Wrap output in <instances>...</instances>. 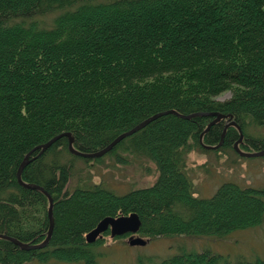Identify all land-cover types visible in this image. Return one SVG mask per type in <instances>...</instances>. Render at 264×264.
I'll list each match as a JSON object with an SVG mask.
<instances>
[{"label":"trees","instance_id":"1","mask_svg":"<svg viewBox=\"0 0 264 264\" xmlns=\"http://www.w3.org/2000/svg\"><path fill=\"white\" fill-rule=\"evenodd\" d=\"M52 13L47 24L39 18ZM225 90L231 96L216 100ZM168 109L229 114L243 132L239 147H264V138L246 132L264 125V0H0V234L39 243L49 229L48 196L16 177L26 155L21 179L42 186L53 201L48 242L25 249L0 236V264H95L93 246L102 239L88 242L85 235L104 216L135 212L137 234L149 240L223 237L262 223L264 186L223 181L210 196L194 194L187 154L209 149L201 133L202 142L218 143L225 118L204 131L214 115L167 112L98 157L70 152L66 135L39 153L62 132L76 149L98 150ZM238 136L228 125L218 151H234ZM105 156L120 164L126 156L148 160L155 181L122 193L89 174L70 185L76 162ZM136 263L264 264V258L181 250L141 255Z\"/></svg>","mask_w":264,"mask_h":264},{"label":"rangeland","instance_id":"2","mask_svg":"<svg viewBox=\"0 0 264 264\" xmlns=\"http://www.w3.org/2000/svg\"><path fill=\"white\" fill-rule=\"evenodd\" d=\"M52 15L39 18L47 24ZM230 96L231 92L225 90L215 99L224 100ZM246 132L253 137L264 138V125H249ZM126 157L128 160L124 164L116 163L112 156H105L99 162L90 161L87 165L78 161L70 185L73 186L77 180L89 174L91 182H101L106 188L122 193L131 188L149 186L155 181L157 172L153 163L132 156ZM186 160L196 196L212 195L223 181H232L242 186H264V155L250 157L241 156L229 149L218 151L217 148H195L187 154ZM106 232L99 237L102 242L93 246L95 264H137L136 259L141 255L164 258L181 250H210L228 255L231 259L237 256L264 258V219L256 226L236 229L223 237L163 235L137 245L127 242L128 234L111 237L109 230Z\"/></svg>","mask_w":264,"mask_h":264},{"label":"water","instance_id":"3","mask_svg":"<svg viewBox=\"0 0 264 264\" xmlns=\"http://www.w3.org/2000/svg\"><path fill=\"white\" fill-rule=\"evenodd\" d=\"M167 112H172V113H175V114H177L181 117H185V118H189V117L197 115V114L214 115L213 118L208 122V124L204 128V131H206L212 123L218 121L219 119L227 118L228 121L224 124V127H223L222 132H221L220 141L216 144H206V143L202 142V140H201V135H202V133H201L199 140H200V143L202 144V146L204 148H217L222 143V139H223L226 127L228 125H234V126H236V128L238 129V132H239L238 138L233 143L234 150L241 156L253 157V156L264 155V147L261 149H258V150H253V151L243 150L239 147V143L243 139V132L241 130L240 125L235 120L231 119V115L224 114L221 112H192V113H188V114H183V113H178L177 111H175L173 109L159 111V112H156V113L148 116L147 118L143 119L142 121H140L139 123H137L136 125L131 127L130 129L119 133L107 145H105L104 147H102L98 150H95V151L85 152V151H81L79 149H76L72 144L73 138L70 135V133L69 132H62L60 134L54 135L53 137H51L46 142L40 144L39 145V147H40L39 153L43 149L50 146L61 135H66L68 137V149L70 152L77 154V155L84 156V157H98V156L103 155L104 153H106L110 149H112V147L118 141H120L123 137H125V136L133 133L134 131L140 129L141 127H143L146 123H148L153 118H155L161 114L167 113ZM27 162H28V155H26L24 157V159L21 161V163L19 164L17 171H16V177H17L18 182L20 184H22L23 186L39 189L48 196V200H49V206H48L49 229H48L47 235L44 238V240H42L39 243H27V242H22V241L14 238L12 236L0 234V236L12 240L14 243L18 244L20 247L25 248V249L44 246L50 238L52 227H53V217H52L53 201H52L51 195L42 186L37 185V184H32V183H26L21 179L22 168L24 167V165ZM139 226H140V219H139V216L135 212H131L129 214H121V215H117V216H104L103 218H101L97 222V224L91 230H89L86 233L85 238L88 242H93L97 238L101 237L103 232H105L106 230H109V234L111 237L119 236V235H123V234H128L127 242L131 245L145 244L146 242L149 241V239L144 238L141 235L137 234Z\"/></svg>","mask_w":264,"mask_h":264},{"label":"flooded vegetation","instance_id":"4","mask_svg":"<svg viewBox=\"0 0 264 264\" xmlns=\"http://www.w3.org/2000/svg\"><path fill=\"white\" fill-rule=\"evenodd\" d=\"M227 121H228V119H227V118H225V122H224V124H225Z\"/></svg>","mask_w":264,"mask_h":264}]
</instances>
